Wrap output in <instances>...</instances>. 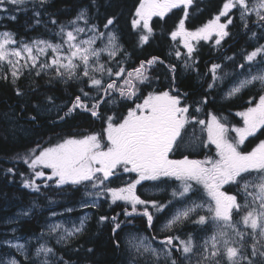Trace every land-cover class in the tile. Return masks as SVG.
I'll use <instances>...</instances> for the list:
<instances>
[{
    "label": "snow or ice",
    "instance_id": "snow-or-ice-1",
    "mask_svg": "<svg viewBox=\"0 0 264 264\" xmlns=\"http://www.w3.org/2000/svg\"><path fill=\"white\" fill-rule=\"evenodd\" d=\"M50 2L0 0V11L4 13L27 11L25 6L31 3L32 27L42 24L47 27L51 23L56 28L54 35L60 41L54 43L34 39L29 42L18 40L11 31H0V68L8 69L2 78L16 85L25 72L29 75L34 72L35 76L51 72L53 76L49 84L54 79L64 85L70 82L88 85V91L78 87L79 94L75 95L63 115L59 114L63 106L56 105L52 96L46 97L50 104L46 110L57 113L53 123L65 122L79 112L101 121L103 127L101 132L68 136L52 146L39 149L38 154L30 151L23 156L31 173L29 176L21 173L22 187L38 195H43L42 189L63 192L65 188L79 191L82 187L83 197L92 199L89 203L82 198L81 207H99V200L104 197L110 199L111 204L123 202L127 205L123 214L128 222L146 217L151 227L154 219V213L149 211L151 208L156 214L170 212L164 226L169 231L183 228L185 224L194 226L195 233L186 232L184 238L175 234L165 236L160 241V249L153 247L148 237L128 240V247L137 256L147 254V264H160L161 257L165 264H179L174 252L185 264H192L193 259L196 264H264V140H260L250 151L241 148L257 133L264 135V94L259 95L255 103L256 98L253 97L250 100L252 106L236 113L242 118V127L229 128L226 118L215 114H211L209 120L199 119L198 114L203 111L201 105H206L209 97L204 96L196 104L185 102L188 94L175 87L176 64H166L163 59L153 56L141 60L133 68L125 67L131 54L119 43L117 33L111 30L115 27V16L106 19L103 28L107 32L90 23L88 7H81L66 24L60 23L47 13ZM192 4L193 0H140L132 20V26L141 33L139 46L147 44L154 35L152 18H164L173 9H181L183 18L170 32V37L173 41L179 40L186 52L175 50L170 55L180 61L185 70L195 68L193 53L200 41L214 39L215 46H221V42L229 36L227 28L233 24L231 14L234 10L246 30L254 14L256 19L253 24L264 35V0H253L251 4L249 0H225L213 19L194 30L188 29L185 24L189 16L188 7ZM44 15L48 16L47 21L43 20ZM222 17L225 18L223 23ZM4 19L14 21L16 15L0 16V21ZM81 21L84 26H80ZM256 37L257 33L253 32L251 38ZM98 40L102 42V47L96 46ZM105 53L107 61L101 63V56ZM118 56L121 59H117ZM241 56L245 63L237 64L231 72H225L219 63L210 65L207 73L211 75L207 85L209 90H215L232 77L226 98L257 84L264 92V44L247 54L242 51ZM226 59L234 61L235 55ZM108 62H113L112 66ZM157 65L165 67L169 86L144 95L141 86L150 88L159 81L158 76L151 74ZM253 68H256L255 72ZM15 93L17 96L24 95L19 87H15ZM136 100L141 102L136 103ZM120 102H131L134 106L127 110L126 115L116 112L106 115L102 111V108L108 105L115 107ZM36 107L39 110L40 105ZM29 119L35 122L37 116ZM222 119L225 122L222 123ZM197 126L202 133H206L207 143L215 146L216 158L199 160L184 155L181 159H171L170 154L185 146L186 142L191 147L192 142L198 139L195 135ZM230 131L234 133L232 139H229ZM201 145L206 146L203 141ZM13 171L7 169V173ZM132 173L136 174V179L119 187L108 186L113 178L118 180L121 175ZM168 181L179 182V185L166 202L146 200L137 194V186H142L144 182L159 184ZM225 186L235 188L236 193L225 190ZM46 199L50 205L56 203L51 197ZM64 211L71 213L73 209L65 208ZM30 212L29 208L20 215L27 216ZM50 215L57 217L63 213L51 211ZM118 216L99 218L101 222H111L113 237L125 223L118 221ZM87 219V215L81 217L79 224L73 223L71 228L63 223L47 225V233L41 232L37 237V240H45L35 249V256L42 258L39 264H53L54 261L55 264H68L57 256L55 248L47 246L46 237L55 234L57 244H68L85 231ZM155 239L154 236L151 238ZM2 243L15 248L23 254L25 261H29L24 244H14L11 240ZM113 244L116 248L121 247L120 240L113 239ZM0 264H21V261L13 257L0 259Z\"/></svg>",
    "mask_w": 264,
    "mask_h": 264
},
{
    "label": "trees",
    "instance_id": "trees-1",
    "mask_svg": "<svg viewBox=\"0 0 264 264\" xmlns=\"http://www.w3.org/2000/svg\"><path fill=\"white\" fill-rule=\"evenodd\" d=\"M139 3L140 0H95L93 5L92 0H51L47 7V13L54 16L58 22L66 24L76 16L81 7H88L90 23L97 24L100 30H106L103 28L106 19L115 16L117 20L112 29L116 31L124 49L131 54L130 60L125 64L126 68H133L141 60L153 56L163 59L166 64H176L175 87L188 94L185 102H199L207 95L209 100L204 106L206 111L226 118L227 124L238 125L240 120L236 113L245 108L249 98H257L264 92L261 91L259 85H256L246 88L235 97L224 98L221 92L223 87L219 86L215 90L208 89L207 85L211 80V75L207 73L208 68L214 62H223L224 69H231L230 66L236 68L237 64L245 63L241 56L242 51L247 54L258 45L264 44V35L260 29H257V37L251 38L252 32L249 29L253 27V19H251L247 30L237 19H233V24L228 28L229 36L226 38V42L227 44L231 43L228 52L230 57L235 55L234 61H228L226 57L224 59L213 58L212 54L215 53L211 50L210 43L203 41L196 50V57L199 61L195 64V68L185 70L181 62L170 55L178 50L175 41L170 37V32L174 30L176 22L181 18L180 12L174 11L165 18H157L152 24L154 35L150 37L147 44L139 46L140 30L132 26L135 10ZM222 3L223 0H194L189 9L188 26L196 28L211 19L214 14L219 12ZM9 7L11 6L9 5ZM25 7L27 11L9 13L0 11V16L16 15L14 21L10 19L0 21V31H11L18 40L59 41V37L54 35L56 28L51 23H48L47 27L43 24L32 27V4L29 3ZM43 20L47 21L48 16L44 15ZM235 39L238 40L236 44L234 43ZM117 59H121V57L118 56ZM106 61L107 56H104L103 62ZM112 63L108 62L109 66H112ZM7 71L6 67L0 68V259L7 260L14 257L20 260L21 264H39L40 259L35 256L33 242L41 232H45L47 225L53 219L50 215L51 211L63 213L62 217L71 218H75L85 211L90 212V218L85 224V231L79 237L66 245L57 244L53 238L51 239L57 256L62 257L68 264H132L133 260H137L139 264H147L143 258L137 257L128 247L126 242L129 234L141 232L155 238H164L167 235L175 234L184 238L186 232L195 233L194 226L190 224H185L183 228L172 231L164 229L162 225L168 219L170 212L156 214L155 211H152L154 222L151 227H148L146 217H137L130 222L125 221L123 211L127 205L123 202L111 204L108 199L102 200L99 207H88L87 210L75 209L71 213H66L65 208L74 209L80 205L81 199L84 198L82 187L79 191L65 188L63 192L42 189L43 195L23 188L21 173L25 176H29L31 173V169L22 159L23 156L30 151H35L38 154L39 149L52 146L68 136L101 132L103 124L101 121L91 118L89 114L79 112L74 113L65 122L53 123L57 113L46 110L47 107H50L46 97L52 96L56 105L63 106L59 113L63 115L75 95L79 94L78 87H84L85 91H88L90 86L71 82L69 85H64L54 79L49 84L48 81L53 76L51 72L47 75L41 74V76H35L34 72L31 75L25 72L16 85H13L10 80L2 78ZM151 74L158 76L159 81L150 88L141 86L144 95L153 90H164L169 86L170 81L166 79L168 74L163 65H157ZM15 87H19L24 95L17 96ZM116 98L120 100L118 94H116ZM140 102L141 100H136V103ZM37 105H40L39 110ZM133 106L131 102H120L115 107L108 105L102 108V111L106 115H111L112 112L126 115L127 110ZM31 116H37V120L32 122L29 119ZM222 120L225 122L224 119ZM260 140H264V135L257 133L256 137H251L246 142L244 148H247L244 151L259 143ZM204 151L192 152L191 149H188L186 153L192 158L210 156V154L206 155ZM7 169L14 171L7 173ZM151 183L157 193L163 191L155 194L151 199L162 203L171 199V193L177 187L176 182L172 181L159 184ZM226 190L236 193L235 188H229V186H226ZM46 197H51L56 203L50 205ZM146 197L148 198V196ZM33 202H35V206H33ZM29 208L31 212L27 216L20 215L22 212L28 211ZM117 214H119L118 221H125V223L113 237L111 222H101L99 218L101 216H117ZM201 214L206 213L202 212ZM13 228L16 229L15 232L12 231ZM12 237L29 239L30 245L25 249L30 258L29 261H25L21 252L2 243ZM113 239L121 241L120 248L114 247ZM88 249H92V251L89 252ZM173 255L177 257L179 264H185L177 253L174 252ZM160 264H165L163 257H161ZM192 264H196L195 259Z\"/></svg>",
    "mask_w": 264,
    "mask_h": 264
},
{
    "label": "rangeland",
    "instance_id": "rangeland-1",
    "mask_svg": "<svg viewBox=\"0 0 264 264\" xmlns=\"http://www.w3.org/2000/svg\"><path fill=\"white\" fill-rule=\"evenodd\" d=\"M193 1H194V0H193ZM224 2H225V0H223V3H224ZM252 2H253V0H249V4H251ZM223 3H222V5H223ZM190 7H191V6L188 7V12H189ZM221 9H222V6H221L220 10H221ZM220 10H219V11H220ZM174 11H179L180 14H181V15H180V17H181L180 19L183 18V11H182L181 9H173L172 12H174ZM172 12L168 13L167 16L170 15ZM218 13H219V12H218ZM218 13H216V14H218ZM216 14H214L213 17H212L211 19H213L214 16H215ZM231 15L233 16V19H237V20H239V19H238V12H236L235 10L233 11V13H232ZM167 16H165V17H167ZM165 17H164V18H165ZM157 18H160V17H153V18H152V21H151V24H153L154 21H155ZM180 19H179V20H180ZM187 19H188V18H187ZM211 19H209V20H211ZM251 19H253V21H255L256 17H255L254 14H253L252 17L249 19V21H248V26L250 25ZM209 20H207L206 22H208ZM206 22H204L202 25H204ZM221 22H222V23L225 22V18H224V17L221 18ZM178 23H179V21L176 22V26H175V28L178 26ZM185 24H186V27H187L188 29H191V30H194V29L199 28V27L202 26V25H200V26H198V27H196V28H190V27L188 26V24H187V20H185ZM80 26H84L83 21L80 22ZM229 26H230V25H229ZM175 28H174V30H175ZM228 28H229V27H228ZM228 28H227V31H228ZM257 29H259V28L256 27V26H254V24H253V27L250 28L249 30H250L252 33H253V32L258 33V30H257ZM111 30H112V31H115L114 29H111ZM101 31L107 32L108 30H107V31H106V30H101ZM115 32H116V31H115ZM225 38H227V37H225ZM45 40H47V39H45ZM224 40H225V39H224ZM51 41H52V40H51ZM29 42H30V41H29ZM52 42L57 43V42H60V41H52ZM201 42H203V41H200L198 44L195 45L196 50H197L198 46L201 44ZM211 42L215 45V43H214V39L211 40ZM119 43L122 45L120 39H119ZM175 43H176V45H177L178 50H179L181 53L186 52V49L183 47V44H182L181 42H179V40L175 41ZM221 44H222V42H221ZM96 46H97V47H102V46H103V45H102V42L98 40L97 43H96ZM219 48H220V47H219ZM195 52H196V51H195ZM219 52H223V53H224V52H226V49H225V51H224L223 48H222V50L220 49ZM104 56H107V54H106V53H105V54H102V56H101V63H104V62H103V58H104ZM227 57H230V56H227ZM193 59H195L194 53H193ZM190 63H191V61H190ZM230 68H231V67H230ZM223 69H224V68H223ZM227 70H229V71H227ZM224 71H225V72H231L230 69H224ZM237 71H239V69H237ZM252 71L255 72V71H256V68H253ZM229 78H230V79H229ZM229 78H228L227 82H225V84L220 85V86L223 87V89H221V92H222V96H223L224 98H226L225 93L227 92L228 88L231 86L232 77H229ZM242 78H243V77H241V79H242ZM257 85H259V84H257ZM224 86H225V87H224ZM259 86H260V85H259ZM245 89H246V88H245ZM245 89H243L242 91H244ZM242 91H241V92H242ZM241 92H240V93H241ZM240 93H239V94H240ZM237 95H238V94H237ZM252 98H253V97H251V98H249V99L247 100L246 105H245V108H244L243 110H241V111H244L247 107L252 106V103H250V100H252ZM255 102H258V97L256 98L255 101H253V103H255ZM196 103H197V102L189 103V104H196ZM241 111H238V112H241ZM238 112H237V113H238ZM190 114H192L191 110H190ZM201 114H202V112L198 114V118H199V119H204V117L201 118ZM206 114H209V116H210V115L213 114V113L210 112V111H208ZM216 116H217V115H216ZM237 116H238V115H237ZM217 117H219V116H217ZM237 118L240 120V123H239L238 125H230V124H228L229 128H232V127H242V126H243L242 118H241L240 116H238ZM209 119H210V117H209L208 119H205V120H209ZM221 122L223 123L224 121L221 120ZM189 135H191V133H189ZM195 135H196V137H197L198 139L192 142L191 147H188V146H187V142H186V145H185V146H182V147L178 150V153H179L180 151L183 152V151H186V150H188V149H191L192 152H197V151L205 150L204 153H205L206 155H207V154H210V156H208V157H211L212 159H215V158H216V149H215V146H214V145H210V144L207 143L206 133H202L201 130H200V127H199V126L196 127ZM233 136H234V133H232V132L230 131V132H229V139H232ZM250 138H251V137H250ZM250 138H249V139H250ZM201 141H203V144L206 145V146H202V145H201ZM246 142H247V141H246ZM246 142H245V144H246ZM245 144L241 146L242 150H245V149L247 148V147L244 148ZM257 144H258V143H257ZM255 146H256V145H254L253 147H251V148L248 149L247 151H250V150H251L252 148H254ZM176 152H177V151H176ZM176 154H177V153H176ZM189 158H190V159H199V160H203V159H205L206 157H204V158H202V157H198V158H197V157H194V158H192V157L189 156ZM46 171L50 172V170H46ZM136 178H137V177H136V174H135V173H132V174H123V175H121L120 179H118V180L113 178L112 181H111V183H110L108 186H110V187H119V186H122L123 183H125V182H127V181H129V180H134V179H136ZM114 181H115V182H114ZM113 182H114V183H113ZM176 184H177V187L174 188V189H177V190H178L179 182H176ZM225 190H226V186H225ZM235 190H236V189H235ZM162 192H163L162 190H161V191H158V193H162ZM158 193H157V190H155V188L153 187V184H152V183L144 182L142 186H140V185L137 186V194L142 195V198H144V199H146V200H153V199H151V198H153V196H154L155 194H158ZM230 193H232V192H230ZM233 194H234V193H233ZM146 196H148V198H147ZM171 198H172V197H171ZM83 199H87V200L89 201V203H91V199H92V198L84 197ZM104 199H105L104 197H101L100 200H99V204H100V202H101L102 200H104ZM108 200L110 201V199H108ZM87 208H88V207H87ZM75 209H83V210H87L86 208L81 207L80 205L77 206V207H75L73 210H75ZM149 211H155V210L150 208ZM85 215L88 216V219L90 218V212H88V211L82 212V214L77 215V217H75V218H71V217H62V216L53 217V219L51 220V222H50L48 225H50V224H54V223H63V224L65 225V227L71 228L72 225H73V223H75L76 225H78V224H79V220H80V218L83 217V216H85ZM168 218H169V217H168ZM88 219H87V220H88ZM234 219H237V217L234 216ZM166 221H167V220H166ZM166 221H165V222L163 223V225H162V227H163L164 229H166V228L164 227ZM86 222H87V221H86ZM153 222H154V219H153ZM153 222H152V223H153ZM85 224H86V223H85ZM148 227H149V226H148ZM45 233H47V229L45 230ZM152 233H153V231H152ZM133 237H136V238L148 237L149 240H150V242L152 243V246L155 247V248H157V249H160V248H161L160 241H162V240L164 239V238H156L155 240H151L152 237H151L149 234H147V233L143 234V233H141V232H137V233L134 232V233H131V234L128 235V239H127V241L130 240V239H132ZM52 238H53V239L55 240V242H56L57 237H56L55 234H53V235L50 236V237H46V240H47V246H49V247H53V248H54V246L52 245V241H51ZM10 240H11L14 244H15V243H21V244H24V245H25V249L27 248L28 245H30V241H29V239H24V238H22V237H12ZM42 243H45V240H37V239H36V240L33 242V245H34L33 250H35L36 247H38L39 244H42ZM61 245H66V244H61ZM130 250H131L132 252H134L132 249H130ZM135 255H136V254H135ZM136 256H137V255H136ZM137 257H139V258H143V259L146 261V263H147L148 260H149V257L147 256V254H145L144 256H137ZM39 259H42V258H39ZM132 264H139V262H138L137 260H133V261H132Z\"/></svg>",
    "mask_w": 264,
    "mask_h": 264
},
{
    "label": "flooded vegetation",
    "instance_id": "flooded-vegetation-1",
    "mask_svg": "<svg viewBox=\"0 0 264 264\" xmlns=\"http://www.w3.org/2000/svg\"><path fill=\"white\" fill-rule=\"evenodd\" d=\"M188 24V23H187ZM210 44V48H211V50L212 51H214V53L215 54H212V57L213 58H222V59H224L225 57H227V56H230V54H229V52H228V49H229V47L231 46V43H228L227 44V42H226V38H225V40H223L222 41V44H221V46H220V48H217L211 41H208ZM238 42V40H234V43L236 44ZM222 48H223V50L225 51V49H226V52H219V50L221 49L222 50ZM194 56H195V61H196V63H198V58L196 57V52H194ZM214 63H219V64H221L222 66H223V62H214ZM231 67V66H230ZM233 69H235V68H232L231 67V69L230 70H233ZM197 72V71H196ZM230 79V78H229ZM227 82V81H226ZM222 87V86H221ZM225 87V86H224ZM237 96V95H236ZM233 97H235V96H233ZM205 105H201V107L203 108V111H202V114H201V118L202 117H204V120L205 119H208L210 116H209V114H206L208 111H206L205 110V107H204ZM187 152V150L186 151H180L179 153H178V150H177V152H175L174 154H170V158L171 159H181L184 155H187L188 156V154L186 153ZM177 153V154H176ZM115 182V181H114ZM113 182V183H114ZM148 183H150V182H148ZM153 184V183H152Z\"/></svg>",
    "mask_w": 264,
    "mask_h": 264
}]
</instances>
